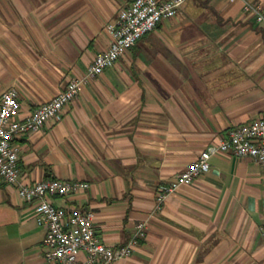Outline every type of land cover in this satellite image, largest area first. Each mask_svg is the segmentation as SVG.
<instances>
[{"label": "crops", "instance_id": "1", "mask_svg": "<svg viewBox=\"0 0 264 264\" xmlns=\"http://www.w3.org/2000/svg\"><path fill=\"white\" fill-rule=\"evenodd\" d=\"M132 0H0V95L18 90V118L87 71L107 48V25ZM248 1L185 0L82 84L59 118L22 135L19 181L89 184L50 196L92 210L119 246L111 264H264V178L251 158L217 153L209 169L160 198L187 164L233 126L264 114V22ZM34 207L0 176V264H57L44 256Z\"/></svg>", "mask_w": 264, "mask_h": 264}, {"label": "built area", "instance_id": "2", "mask_svg": "<svg viewBox=\"0 0 264 264\" xmlns=\"http://www.w3.org/2000/svg\"><path fill=\"white\" fill-rule=\"evenodd\" d=\"M234 1V0H229ZM185 0H132L122 8L114 22L107 25L110 41L98 51L87 71L70 78L64 88L40 103L29 114L18 118V90L8 87L0 95V176L14 185L19 197L34 207V218L45 229L44 256L57 264H111L131 255L134 246L146 235L144 221L135 224L129 240L119 246L107 244L97 231L95 213L81 207L64 209L50 201V196H65L86 189L81 180L45 178L24 184L19 181L20 143L25 134L59 118L64 107L78 94L83 83L113 66L118 58L143 35L153 30L163 19L173 17ZM244 9L251 10L256 20L264 22V4L248 1ZM217 153H231L238 158H251L262 168L264 178V114L248 123L228 129L218 143L210 144L198 157L185 166L167 185L160 186V198L184 183H191L209 169V158ZM264 236V224L262 226Z\"/></svg>", "mask_w": 264, "mask_h": 264}]
</instances>
